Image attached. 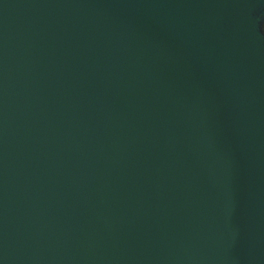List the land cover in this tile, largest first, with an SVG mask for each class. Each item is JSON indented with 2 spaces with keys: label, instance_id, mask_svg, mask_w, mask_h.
Segmentation results:
<instances>
[{
  "label": "water",
  "instance_id": "water-1",
  "mask_svg": "<svg viewBox=\"0 0 264 264\" xmlns=\"http://www.w3.org/2000/svg\"><path fill=\"white\" fill-rule=\"evenodd\" d=\"M0 264H264V0H0Z\"/></svg>",
  "mask_w": 264,
  "mask_h": 264
}]
</instances>
